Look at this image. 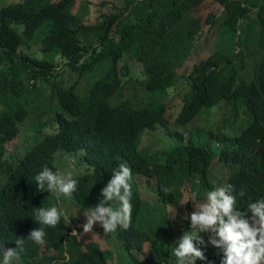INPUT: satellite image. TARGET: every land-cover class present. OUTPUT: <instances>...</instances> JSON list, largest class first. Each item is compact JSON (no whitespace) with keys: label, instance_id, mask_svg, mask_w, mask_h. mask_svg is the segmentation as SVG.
<instances>
[{"label":"trees","instance_id":"16d2710c","mask_svg":"<svg viewBox=\"0 0 264 264\" xmlns=\"http://www.w3.org/2000/svg\"><path fill=\"white\" fill-rule=\"evenodd\" d=\"M78 1L0 0V143L30 141L22 153L0 148V241L24 240L19 264H117L115 251L71 235L67 218L39 224L35 209L60 201L37 192L34 176L43 166L73 172L71 196L86 212L126 162L153 198L136 192L127 228L94 233L119 241L129 264H175L171 248L189 228L193 192L199 201L231 185L241 209L264 196V0H213L207 17L198 10L208 0H101L94 24L74 13ZM208 28L221 44L208 58L194 56ZM177 93L172 124L168 103ZM227 105L230 116H219ZM213 110L219 122L202 138L192 126ZM34 227L45 229L43 247L27 238ZM205 256L196 264H219L218 249L209 245Z\"/></svg>","mask_w":264,"mask_h":264},{"label":"clouds","instance_id":"9594fccd","mask_svg":"<svg viewBox=\"0 0 264 264\" xmlns=\"http://www.w3.org/2000/svg\"><path fill=\"white\" fill-rule=\"evenodd\" d=\"M10 143L5 144L4 140L0 148L8 150ZM134 181L138 189L134 188ZM34 182L37 192L52 194L58 201L62 196L70 197L78 184L74 173L67 168L48 166H43L35 174ZM140 184L144 183L131 172L128 164L119 163L100 189L96 203L81 213L85 218L83 231H92L94 224L103 232L113 234L118 226L127 228L132 210L130 200L136 192L143 193ZM197 195V192L192 193V210L184 217L190 221L189 228L174 239L171 248L175 264H196L198 259L207 260L205 249L209 245L218 249L219 264H264V196L249 201L246 208L241 209L236 207L237 200L231 185L210 188L199 201L196 200ZM35 217L40 225L55 227L61 218H67V213L56 204H51L37 207ZM44 237V227H34L27 234V238L37 244H43ZM13 241L15 247H7L5 242L0 241V264H19L24 240L17 236ZM208 264L216 262L208 260Z\"/></svg>","mask_w":264,"mask_h":264},{"label":"rangeland","instance_id":"374dc122","mask_svg":"<svg viewBox=\"0 0 264 264\" xmlns=\"http://www.w3.org/2000/svg\"><path fill=\"white\" fill-rule=\"evenodd\" d=\"M12 1V0H10ZM14 1H18V0H14ZM112 2V4L110 5V7L114 6L115 2L119 1V0H110ZM213 0H208L203 6L200 7V10L199 11V15H202L203 17H207L208 15V9H209V4L212 3ZM102 1L101 0H79L76 4V6L74 7V13L76 15H78L79 19L84 23H87V24H94L95 22V17L97 15H99L100 12H97V10H99V7L97 6L99 3H101ZM1 3H0V7H1ZM83 11V13H82ZM208 28L206 34L202 37L201 39V42L199 44H197L195 46L196 48V51L194 52V56H197V55H201L203 57H209L212 50H213V47L214 46H220L221 44V39L219 38V31H217L215 28L214 29H210ZM258 30V27L255 28V31ZM223 43H226V39L223 37ZM128 64H130L131 68H134V64H135V60L131 59V60H127V66ZM139 68H135V71H138ZM135 78L137 77L136 75H133ZM136 91V89H135ZM131 94H135L134 92L132 91H129ZM170 96V93L169 95L165 98V99H168ZM164 99V100H165ZM181 100V96L177 93L175 94V97H173L169 103H168V112H167V117L170 119L171 123L174 124L175 122V117H176V114L177 112L181 109V106H182V100ZM178 101V102H177ZM172 102V103H171ZM226 110H223L220 114H224V115H227V116H230L231 114V106L230 105H227ZM218 110L214 111L213 110V113L212 114H209V113H206V111L204 112V114L199 117L197 120H195L193 126H192V130H198L197 127L200 129L201 131V134H202V138H205V133L204 131L207 130V127L209 125H212V127H216L217 123H216V120L218 121V118L213 121L214 118V114L215 112H217ZM243 118L247 120L248 117L245 116V115H242ZM219 122V121H218ZM227 127H228V130L229 132L231 133H235L236 131L238 132L239 131V128H233L231 125L227 124ZM247 127V126H245ZM25 139V138H24ZM28 142H30L29 140H27ZM28 142H24L22 139H18V140H15L13 141L12 143H10L8 145V148L10 150V152H13V153H22L24 152V148L26 146V144ZM20 149V150H19ZM77 163L78 166H81V163H80V159L79 158H76L74 159V163ZM215 170L217 171H221L222 172V177L225 175L226 171L225 169L220 166H217L215 167ZM183 174V173H182ZM183 176V175H182ZM185 178V176H184ZM141 188H142V191H143V196L147 199V200H152V195L150 194V190L147 188L146 185L144 184H140ZM134 188L135 189H138L137 185H135V181H134ZM190 192V190L187 188L184 190V195L185 197L183 198V207L186 208L187 206V202H188V193ZM63 198L60 200L59 202V207L64 209V211L67 213V219L69 220L71 226L74 228V234L72 235H75L77 237H79L80 241L81 242H94V243H97L102 250H112L113 252L115 251L116 253H113V256L111 258V263H117V264H129V258L126 257L124 254H123V251L120 249L121 247V243L119 241H107V240H104V237L102 236H96L95 235V229L97 227L96 224L93 225V230L90 231V232H83L80 234V232L83 230L82 228V224L84 222V217L83 215L81 214L82 212H85L83 211L82 209H80L76 203L74 202L72 196L70 197H64L62 196ZM198 198V197H197ZM81 221V222H80ZM79 224H78V223ZM80 225V226H79ZM78 229L80 230V232L78 231ZM82 235V237L79 236ZM40 245L41 247H43L44 243L43 244H38ZM145 251L147 250L148 248V244L147 245H143Z\"/></svg>","mask_w":264,"mask_h":264},{"label":"bare ground","instance_id":"6f19581e","mask_svg":"<svg viewBox=\"0 0 264 264\" xmlns=\"http://www.w3.org/2000/svg\"><path fill=\"white\" fill-rule=\"evenodd\" d=\"M155 1V0H154ZM134 2V1H133ZM35 7V6H34ZM33 7V8H34ZM21 8V7H20ZM40 10V9H39ZM30 11V10H29ZM34 11V10H33ZM20 13V12H19ZM33 13V12H32ZM82 13H83V11H82ZM128 14V13H127ZM33 15V14H32ZM18 16V15H17ZM146 17V16H145ZM48 18V17H47ZM143 18V17H142ZM46 19V18H45ZM30 22H31V20H30ZM139 22V21H138ZM106 24V23H105ZM24 31V30H23ZM31 31V30H30ZM37 37V36H36ZM51 39V38H50ZM39 41V40H38ZM7 46V45H6ZM32 47V46H31ZM34 47V46H33ZM40 53V52H39ZM30 57H32V56H30ZM16 59V58H15ZM43 63V62H42ZM37 72V71H36ZM34 73V72H33ZM43 73V72H42ZM47 75V74H46ZM95 79V78H94ZM139 81V80H138ZM185 83V82H184ZM45 85V84H44ZM81 86V85H80ZM72 87H74V86H72ZM75 88H76V86H75ZM89 88H91V87H89ZM66 91V90H65ZM68 91H69V89H68ZM92 93V92H91ZM66 95V94H65ZM74 95V94H73ZM64 97V96H63ZM75 97V96H74ZM195 97V96H194ZM62 98V97H61ZM79 98V97H78ZM64 99V98H63ZM65 99H66V96H65ZM125 100V99H124ZM61 101H63V100H61ZM70 101V100H69ZM96 101V100H95ZM181 101V100H180ZM14 102V101H13ZM29 102V101H28ZM178 102V101H177ZM15 103H16V101H15ZM62 103V102H61ZM109 103V102H108ZM126 103V102H125ZM172 103V102H171ZM77 104V103H76ZM99 104V103H98ZM122 104V103H121ZM20 105V104H19ZM36 105V104H35ZM95 105H97V104H95ZM119 105V104H118ZM18 108H19V106H17ZM81 107V106H80ZM205 107V106H204ZM224 108V107H223ZM34 109V108H33ZM25 110V109H24ZM226 110V109H225ZM84 111V110H83ZM203 111V110H202ZM26 112V111H25ZM103 112V111H102ZM28 113V112H27ZM34 113V112H33ZM77 113V112H76ZM202 113V112H201ZM184 115V114H183ZM195 115V114H194ZM24 116V115H23ZM97 116V115H96ZM26 117V116H25ZM187 117V116H186ZM91 118V117H90ZM112 118V117H111ZM22 119V118H21ZM24 119V118H23ZM114 119V118H113ZM183 119V118H182ZM185 119V118H184ZM183 119V120H184ZM4 120V119H3ZM111 120V119H110ZM180 120V119H179ZM5 121V120H4ZM187 121V120H186ZM21 122V121H20ZM180 122V121H179ZM13 123V122H12ZM26 123V122H25ZM111 123V122H110ZM114 123V122H113ZM184 123H185V121H184ZM191 123V122H190ZM9 124V123H8ZM21 124V123H20ZM193 124V123H192ZM19 126V125H18ZM24 126V125H23ZM190 126V125H189ZM11 127H12V125H11ZM19 127H21V126H19ZM17 128V127H16ZM24 128V127H23ZM198 128V127H197ZM28 131V130H27ZM197 132H198V130H197ZM196 132V133H197ZM169 135V134H168ZM183 141V140H182ZM192 141V140H191ZM50 142V141H49ZM42 147V146H41ZM20 150V149H19ZM139 153V152H138ZM142 156V155H141ZM142 158V157H141ZM143 160V159H142ZM148 176V175H147ZM162 176V175H161ZM160 176V177H161ZM155 177V176H154ZM160 182H162V181H160ZM164 187V186H163ZM162 187V188H163ZM172 187V186H171ZM159 189H160V187H159ZM157 199H159V198H157ZM81 222V221H80ZM78 223V222H77ZM79 224V223H78ZM80 226V225H79ZM103 232V231H102ZM81 234V233H80ZM112 234V233H111ZM14 244V243H13ZM88 246V245H87ZM28 249H29V247H28ZM86 251V250H85ZM46 254V253H45ZM44 254V255H45ZM82 254V253H81ZM24 256V255H23ZM31 257V256H30Z\"/></svg>","mask_w":264,"mask_h":264}]
</instances>
